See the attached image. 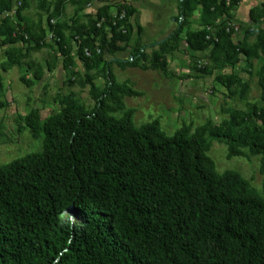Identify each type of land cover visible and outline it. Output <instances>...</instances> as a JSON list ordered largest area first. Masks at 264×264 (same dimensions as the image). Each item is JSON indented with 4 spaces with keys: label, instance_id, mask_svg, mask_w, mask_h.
<instances>
[{
    "label": "trees",
    "instance_id": "1",
    "mask_svg": "<svg viewBox=\"0 0 264 264\" xmlns=\"http://www.w3.org/2000/svg\"><path fill=\"white\" fill-rule=\"evenodd\" d=\"M14 1L0 0V15L10 11ZM64 1L55 0L49 18L61 13ZM25 2L16 8L18 16ZM239 2L178 0L176 27L149 57L138 43L127 58L113 56L126 49L133 26L117 29L119 21L109 18L107 5L97 8L87 27L76 29L86 35L77 41V56L86 69L94 104L86 109L65 95L60 108L43 120L36 109L23 117L42 144L0 165V264H264V29L256 25L264 17V2L249 8L250 24L241 40L233 42V27L219 19L227 18ZM120 9L125 10L121 20L126 22L133 11L127 4ZM196 9L201 27L186 29ZM105 25L110 27L109 37ZM136 27L138 42L141 29ZM50 28L66 65L72 60L64 26L52 23ZM26 33L8 17L2 19L3 43L23 40ZM90 35L101 36L97 47ZM254 35L253 48L262 55L257 71L260 104L233 109L218 124H202L192 132L182 123L166 134L157 119L133 124L132 109L125 108L123 96L141 92L116 81L111 60L122 66L158 68L167 76L171 73L166 55L183 39L191 51L209 48L208 59L221 69L234 66L241 56L256 55L247 43ZM105 54L113 58L104 62L105 83L97 89L87 72ZM7 55L4 69L18 63L10 50ZM216 78L228 86L240 83L241 93L248 88L233 74L219 73ZM6 105L0 100V108ZM118 109L122 113L115 116ZM206 135L223 141L228 157L244 149L260 156L263 195L234 170L216 172ZM63 210L76 220L63 219Z\"/></svg>",
    "mask_w": 264,
    "mask_h": 264
},
{
    "label": "rangeland",
    "instance_id": "2",
    "mask_svg": "<svg viewBox=\"0 0 264 264\" xmlns=\"http://www.w3.org/2000/svg\"><path fill=\"white\" fill-rule=\"evenodd\" d=\"M25 1L19 16L15 10L21 0H15L12 9L0 15V24L3 18L8 17L12 23L27 29L25 38L14 43H3V35L0 34V100L7 102L6 106L0 108V165L41 148V136H33L23 120L32 109H36L39 119L43 120L60 108L65 95H69L86 109L93 106L89 83L85 80L86 69L77 56V41L86 35H82L81 31L76 32V29L80 26L87 27L96 17L98 7H109V18L119 21L117 29H123L128 23L133 26L128 46L124 50L116 51L113 55L115 58H127L138 44L144 45V51L149 57L151 52L157 49V43L176 27L177 0H141L140 3L136 0L135 5L131 0H80L79 3L66 0L61 13L58 16L53 15L52 18H49V15L55 0ZM124 2L133 11L126 22L118 17V7ZM262 2L264 0H240L234 13L230 12L227 18L222 16L219 19L228 22L230 27H233V24L237 26L236 29L232 28L233 42L241 40L243 29L250 24L249 7L259 6ZM52 23H62L64 26L63 36L70 48L69 57L72 60L66 65L65 56L55 42L58 38L50 28ZM99 23L97 22V25ZM152 23L157 24V31L151 26ZM137 24L141 29L138 42ZM256 25L264 29V17ZM200 27V9H196L188 16L186 29ZM104 28L106 36L109 37V25ZM90 38L97 47L101 36L90 35ZM255 40V35L251 36L247 43L256 55L252 52L249 58L241 56L234 66L221 69L212 66L208 59L209 48L191 51L183 39L177 49L166 55L167 68L171 73L167 76L158 68L122 66L111 60L110 69L116 81L126 82L141 92L135 96H123L125 108L132 109L133 124L138 126L157 119L166 134H172L182 123L190 125L192 132L202 124H218L233 109L246 110L253 103L260 104L257 71L262 62V55L253 48ZM117 44L121 45L120 47L124 45L122 41ZM9 50L18 58V63L4 69L2 65L7 61ZM111 58L112 55L105 54L98 65L87 72L97 89L104 86L103 65ZM39 72L37 78L36 74ZM219 73L233 74L239 81L247 82L245 93L240 92V83L234 82L228 86L218 82L216 77ZM22 77L30 83L23 81ZM121 113V109L113 112L115 116H120ZM206 138L209 144L207 154L212 158L216 172L220 174L225 170H234L245 178L258 194L263 195L262 175L259 173L260 156L244 149L243 154L228 157L227 146L223 141L207 135Z\"/></svg>",
    "mask_w": 264,
    "mask_h": 264
},
{
    "label": "clouds",
    "instance_id": "3",
    "mask_svg": "<svg viewBox=\"0 0 264 264\" xmlns=\"http://www.w3.org/2000/svg\"><path fill=\"white\" fill-rule=\"evenodd\" d=\"M61 216L63 219H65L67 222L72 223L76 220V217L72 214L68 213L66 210H63L61 212Z\"/></svg>",
    "mask_w": 264,
    "mask_h": 264
},
{
    "label": "built area",
    "instance_id": "4",
    "mask_svg": "<svg viewBox=\"0 0 264 264\" xmlns=\"http://www.w3.org/2000/svg\"><path fill=\"white\" fill-rule=\"evenodd\" d=\"M226 1H228V0H226ZM122 4H125V2L122 3ZM125 15H126V13H125V10H124V9H120V10H118V17H119V18H124ZM103 20H104V19H102V21H103ZM233 28L236 29L237 26H235V25L233 24ZM85 53L88 55V51H87L86 48H85Z\"/></svg>",
    "mask_w": 264,
    "mask_h": 264
},
{
    "label": "crops",
    "instance_id": "5",
    "mask_svg": "<svg viewBox=\"0 0 264 264\" xmlns=\"http://www.w3.org/2000/svg\"><path fill=\"white\" fill-rule=\"evenodd\" d=\"M140 1H141V0H139L138 2L140 3ZM177 1H178V0H177ZM131 2H132L133 5H135L137 1H136V0H131ZM139 3H138V4H139ZM239 3H240V2H239ZM248 4H249V3H248ZM176 6H177V5H176ZM248 6H249V5H248ZM252 6H254V5H251V7H252ZM249 8H250V7H249ZM150 12L153 13V11H150ZM233 13H234V12H233ZM139 21H140V24L142 25V21H141V20H139ZM172 21H174V19H172ZM142 26H144V25H142ZM151 26L153 27V29L155 28V31H157V29H158L157 24L152 23ZM143 31H144V29H143Z\"/></svg>",
    "mask_w": 264,
    "mask_h": 264
},
{
    "label": "water",
    "instance_id": "6",
    "mask_svg": "<svg viewBox=\"0 0 264 264\" xmlns=\"http://www.w3.org/2000/svg\"><path fill=\"white\" fill-rule=\"evenodd\" d=\"M183 15H181V17H182Z\"/></svg>",
    "mask_w": 264,
    "mask_h": 264
}]
</instances>
